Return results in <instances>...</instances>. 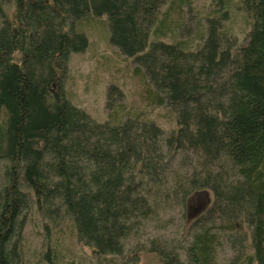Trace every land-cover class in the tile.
<instances>
[{
	"label": "trees",
	"instance_id": "16d2710c",
	"mask_svg": "<svg viewBox=\"0 0 264 264\" xmlns=\"http://www.w3.org/2000/svg\"><path fill=\"white\" fill-rule=\"evenodd\" d=\"M167 1L0 0V264L22 257L32 203L49 221L69 217L95 255L122 257L175 212L187 225L190 196L206 190L213 201L189 225L188 262L219 264L230 242L264 264V0H241L253 18L246 44L212 19L195 46L166 38ZM90 13L108 15L110 42L135 57L145 99L168 105L175 126L123 114L114 84L104 121L68 98L62 76L71 52L89 44L76 25ZM146 239L138 249L180 263Z\"/></svg>",
	"mask_w": 264,
	"mask_h": 264
},
{
	"label": "rangeland",
	"instance_id": "374dc122",
	"mask_svg": "<svg viewBox=\"0 0 264 264\" xmlns=\"http://www.w3.org/2000/svg\"><path fill=\"white\" fill-rule=\"evenodd\" d=\"M172 2L173 0L165 2L160 13L162 17L170 8L168 25L164 28L169 27L166 37L168 40L185 38L192 40L191 44L195 46L198 43L197 37L207 33L209 21L216 19L221 22V29L226 36L236 38L239 44H246L253 18L243 10L241 0H183L180 8L177 6L180 0ZM13 10L14 7L11 6L10 16H13ZM76 26L77 30L87 34L89 44L83 51H72L69 56L67 72L61 80L68 98L97 120L104 121L112 111L108 107V89L114 84L117 86L116 90L120 91V96L119 93H114L111 98L123 114L126 111L134 114L142 112L145 117L157 120L167 129L175 126L174 114L168 105L153 106L145 99L148 78L137 67L135 57L127 56L110 42L108 15L90 13L81 18ZM3 175L4 162L0 160V187L4 181ZM212 201L211 190L193 193L187 206V225L183 226L180 216L173 211L174 221H171L167 229L150 225L142 231L145 232L143 235L130 239L127 243L128 250L122 257L114 254L95 255L89 246L78 239L77 229L69 217H62L56 222L49 221L42 216L36 204L32 203L24 229L23 255L14 264H161L156 251L137 248L139 242L149 246L150 241L146 238L152 236L157 238V244L174 261L190 264L184 255V246L189 241L187 230L190 223ZM242 250V245L235 247L226 242L219 250V264H251L244 256L237 255ZM135 256H139L138 262L133 261Z\"/></svg>",
	"mask_w": 264,
	"mask_h": 264
}]
</instances>
